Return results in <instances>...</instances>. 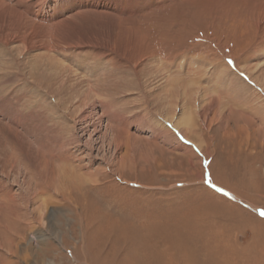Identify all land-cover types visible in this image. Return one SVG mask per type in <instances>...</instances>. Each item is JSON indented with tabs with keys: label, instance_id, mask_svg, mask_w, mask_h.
<instances>
[{
	"label": "rangeland",
	"instance_id": "374dc122",
	"mask_svg": "<svg viewBox=\"0 0 264 264\" xmlns=\"http://www.w3.org/2000/svg\"><path fill=\"white\" fill-rule=\"evenodd\" d=\"M256 13L251 0H159L135 16L134 30L157 52L139 81L85 52L56 56L79 74L94 72L89 145L86 123L53 121L30 89L19 99L12 90L0 94V192L12 201L0 207V264H264V110L257 109L264 86L242 93L227 82L247 83L248 68H264V19ZM163 76L177 96L157 93ZM189 81L200 94L180 93ZM55 97L41 107L63 109ZM164 128L189 154L164 139ZM75 174L82 184L67 180ZM36 188L43 207L31 198Z\"/></svg>",
	"mask_w": 264,
	"mask_h": 264
},
{
	"label": "bare ground",
	"instance_id": "6f19581e",
	"mask_svg": "<svg viewBox=\"0 0 264 264\" xmlns=\"http://www.w3.org/2000/svg\"><path fill=\"white\" fill-rule=\"evenodd\" d=\"M158 1L159 0H0V94L3 93L7 94L10 93L9 92L10 90H12L15 92H12L10 94L15 95V97L19 99L21 97L24 98L25 95H23L24 94L23 91H25L26 88L28 90L30 89V93L33 95V97L37 98L36 99L38 101L37 108L47 113H50L51 111L52 114L48 116H52V118L50 119H53V121L56 120V122L60 121L66 124L67 121H70V117L73 119V117L75 116V118L77 117L79 123L81 122L82 125L86 123L81 127V134H84L85 132L88 134L86 135L87 138L85 137L86 141L83 140L84 138L83 139L79 138V139L83 140L84 143H86V145L87 144L89 145V143L91 142V140L94 139V136H96V134L91 135L92 133H88L89 127L87 125V118L89 117L91 112L95 109V104L92 101L94 95L96 96V94L97 93L99 94V92H95L98 91L95 90L97 88H92L91 86H89L90 84L88 85L89 83L88 75L89 73H91L89 70L87 71V75L85 76L84 73H82L84 72V69L80 68L82 73V74L80 73L81 74L80 75L79 73H77V70H75L74 67L59 63L56 59V56H60L61 59L65 60L66 56L70 55L73 52H77V54H82L85 52L87 53V56H89L92 60H97V59L104 60L112 68L114 66L116 68L119 67V69L124 68L131 75L135 77V80L139 81V76H141L142 74L144 75L143 73L144 70L147 69V66L150 64L151 61H153L152 59L156 57L157 52L155 51V49H153L150 46V44L145 43L144 41L145 37L143 34L139 33V29H137L138 30L137 33H136L137 30H134L135 28L134 25L139 24V22L137 21L138 19H135V16L140 15V13H142L143 11L145 12L147 9L156 5ZM251 4L254 5V8L256 9L257 12L256 13L257 16L260 15V19L261 18L264 19V0H251ZM87 25H91L90 26L91 28H88ZM134 49L135 50L141 49L140 54L132 55ZM56 64L59 65L60 69L57 72H54L53 70L55 68L57 69ZM221 65H223L221 66L223 71L227 70L225 63H222ZM236 66L237 64L235 63L234 69L236 68ZM151 68L153 69L154 72L158 74L163 73L160 67L154 63ZM247 70H248V79H247L248 84L245 83V81L241 82L240 79L239 80L231 79L230 81H227L229 89L233 90L232 88L233 85H231L232 83H235L236 84L235 89L238 92L241 91L242 93L251 89L253 84L256 87V86H260L263 83L262 86H264V77H261L264 76L263 74L264 68H258V70H256L258 74L256 73L252 74V71L249 68ZM98 71L101 70L98 68ZM231 74L232 72L229 75ZM166 78H167L166 76H163L161 78L164 81V83L159 85V87L157 88L158 91L155 88L154 89L157 91V93L160 94L166 92L167 90H170L169 94L171 96L174 95L177 96L178 91H175L176 89L174 90L176 84H168V83L165 84ZM194 81L192 82L189 81L185 86H182L183 90L180 93L183 95H187L190 89L192 91L198 89L197 93L200 94L202 88L195 86V84L198 83L197 81L196 82ZM222 82L223 81H221L220 83L222 84ZM15 85L20 86V90H18L17 88L19 87ZM41 94L42 95L44 94L43 98L41 100H38V96H40ZM55 96H58L57 99L59 98L61 100L63 109L62 108L57 109L55 108V106L52 105L51 107H49L50 110L45 108V106L41 107L43 105H40L41 103L40 101H42V103L47 104V101L49 100L51 102V100L54 99ZM165 100H167L168 106L172 105L171 104L172 99H169V97H167L165 98ZM102 103H103L102 107L108 109V106L111 102L109 100H105ZM82 105L83 108L85 107L86 109L84 111L82 108L83 112H80V110L78 109H81L80 107ZM257 109L264 110V102L258 103ZM78 111H79V115H78ZM170 111H171L170 109H167L166 113L169 114ZM56 115L60 120L56 117ZM232 116L233 113L229 112L226 117L225 116L222 117V120L223 121L229 120ZM60 122H58V124ZM176 124H177L176 127L180 129L181 126L180 123H176ZM54 125L56 126V124ZM73 127L74 126H72V128H70L69 131L68 130L66 131H68L69 136H71L75 140V138H77V133H76L77 130L75 129L76 127L74 128ZM58 128L60 127H57V129ZM181 131L187 137L188 136L190 137V133L192 130L190 126L189 127L185 126L181 129ZM97 132L98 131H96V133ZM62 133H65V131ZM164 133H165L164 134L165 140L172 138V140H174V143H176L180 147H184L181 145L180 142L177 141V139L174 137L175 135L173 136V134L169 130H166L164 128ZM65 138L67 137L65 136ZM59 142H63V140ZM63 147H64L63 145H60L59 149L61 151H64L65 148ZM86 149L89 148L86 147ZM186 149L189 150L188 148L184 147L183 151L189 154V152ZM10 157L9 159H11ZM47 164L49 166H52L49 161L47 162ZM4 165H5L4 163L1 164V166ZM12 167L13 166L10 167L11 170L9 172H12V169H14V167L13 168ZM75 168H79V166H76ZM4 169L7 170L6 166ZM47 169L48 168L46 165V172ZM75 170L78 171V169ZM1 173H2L1 175L5 176L7 171L6 172L3 171ZM69 179H73V181L76 180L74 182L79 183V184L76 183V185H80L83 183L81 175L79 177L76 176V174L70 177L68 176L67 180ZM45 181L52 182L53 179L51 180V177L50 178L48 177L46 178ZM4 191L3 193L0 192V207L4 205H5L4 207H9L8 205H11L10 202H12L11 196L8 193L9 191L7 190H6L7 192ZM31 193H33V195L31 196L33 200L38 199L40 201V202L37 201L39 207H43L44 204L46 205V202L40 199V196L42 194L39 191H37V188L34 189L33 192ZM60 196L63 198L65 197L62 194Z\"/></svg>",
	"mask_w": 264,
	"mask_h": 264
},
{
	"label": "snow or ice",
	"instance_id": "6c2138e0",
	"mask_svg": "<svg viewBox=\"0 0 264 264\" xmlns=\"http://www.w3.org/2000/svg\"><path fill=\"white\" fill-rule=\"evenodd\" d=\"M231 63V62H230ZM260 215L262 216V217H264V211H262L261 213H260Z\"/></svg>",
	"mask_w": 264,
	"mask_h": 264
}]
</instances>
